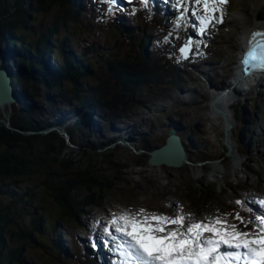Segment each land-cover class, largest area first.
I'll list each match as a JSON object with an SVG mask.
<instances>
[{"label":"rangeland","instance_id":"374dc122","mask_svg":"<svg viewBox=\"0 0 264 264\" xmlns=\"http://www.w3.org/2000/svg\"><path fill=\"white\" fill-rule=\"evenodd\" d=\"M52 2H55L56 6L46 17L48 21L54 19L63 10L58 5V0H52ZM99 4L100 0H97L96 6L87 5L77 16L79 22L72 25L77 42L74 49L78 53L81 48L99 51L97 57L90 54L89 58H92L94 62L93 69L96 75L101 76L104 87H107L109 86V75L102 67L103 59L100 56V51H110L116 45L111 24L116 21L118 16L119 18L123 16L120 11L109 14L108 6L104 9ZM168 4L172 13L169 14L164 28L153 29L154 40H157L158 35L163 39L168 36L167 48L174 50L185 42V31H188L195 36V40H202L206 42L207 46L200 49L199 53L201 54L191 60L192 66L185 70L186 75L179 80V83L168 87V91L163 95L157 87H153L151 90L148 88L138 89L137 94L131 100V106H120L106 111L102 108L98 109V113L104 112L103 116L98 114L95 116L101 119V129L106 139L122 140L124 136L120 134L129 131L128 128L131 125H136L137 131L140 133L136 134L139 139L134 142L135 145L126 146L120 143L96 141L90 128L85 129L84 127L82 131L76 127L78 129H73L75 135L73 141L68 139L70 144L65 143L60 161L53 163L51 167L63 175H93L97 180H102L103 176L109 175L113 185L110 194L118 211L144 207L149 211L173 215L175 214L173 205L182 207L184 211L188 210L187 195L190 187L215 186L220 191L227 188L229 196L225 195L226 200L222 198L214 203L211 215H223L238 211L245 217L254 216L256 215L255 211L251 214L243 213V210L240 211L241 206L235 205L234 201L240 198L241 200L251 198L248 200L249 202L251 200L258 202L257 198L260 195L264 197L263 193H253V188H251V186H264V90L257 89L252 94L246 92L242 96V100L236 102V107H231L229 111L233 118L229 119V121L232 120V127L229 129L228 135L226 134L227 117L222 112L215 111L212 101L217 85L221 84L223 78L231 73L232 62L239 51L237 46L239 47L242 43L243 28L239 26L237 18L246 16L247 9L251 15L258 11V17L264 18V9L261 8L264 1L229 0L223 6V22H213V26L208 28L203 35H200L198 31L199 22L190 15L191 23L182 22L181 26L177 28L176 19L182 9L175 6V0H171V2L167 0L164 7H167ZM233 5L238 10L229 11ZM185 6H187V0H185ZM147 7L152 9L153 5ZM125 9L124 15L127 20L133 21L130 25L140 24V27H143V23L138 24L135 19L136 11L133 14V7L126 5ZM163 10L161 11L164 12ZM154 40L152 41L153 47H155ZM234 45L236 47H233ZM2 47L5 50V43ZM57 58L58 54L57 57H54V61L59 63ZM18 60L21 62L19 57ZM12 62L11 60L10 63L13 65ZM195 66L198 67L195 68ZM28 71L31 70L28 69ZM23 81L27 80L23 79ZM19 84L18 87L21 88V82ZM95 85H99L97 79ZM36 86H40L41 97L35 101L43 109L39 112L33 110L31 112L33 118L46 125L56 123L58 116L64 113V115L62 114L63 120H68L74 111V106L59 97L56 91H51V94L57 97L56 100L47 104L44 85L40 82V85ZM23 88L26 86L23 85ZM181 88L185 92H182ZM182 93H185V98L182 97ZM247 95L248 98L243 99ZM183 99L186 101H182ZM17 108L19 105L13 101L0 108V115L2 113L13 114ZM84 111L86 112V109ZM19 115L22 116L23 113L21 112ZM170 122L180 123L183 129L177 132L190 150L189 161L181 168L156 167L151 164L149 158L151 150L166 142L172 127L169 125ZM112 123L121 129L112 128ZM49 128L43 132L33 133L32 139L38 140L46 137ZM142 137L145 138L142 139ZM226 138L230 145L226 144ZM52 141L55 143L64 141V136L54 137ZM245 145H247L249 153L245 149ZM29 152L35 154L37 150H29ZM41 153L38 152L39 155ZM206 158L211 160L203 161ZM231 165L237 166L236 171L229 170ZM40 178V174H36L32 178L23 179V181L24 184L32 185L34 181L39 182ZM38 195L43 197L44 194L39 193ZM43 201L47 208H52L55 211V206H51L53 202L50 199L43 197ZM111 214L103 213L99 209H87L81 214V217L87 221L90 229H93L107 222L111 218ZM229 219L232 218L229 217ZM236 223L239 224V221ZM61 224L68 229L69 234L66 239L70 244L69 249L72 254L74 256L83 255L79 238L85 239L89 235L87 236L83 229L73 221H62ZM240 227L243 226L240 225ZM252 227L249 225V230ZM51 238L53 240L54 235ZM50 246V250L54 254L56 247L53 244ZM45 250L42 246L27 247L24 252L25 259L35 264H74L64 255H61L62 262H60Z\"/></svg>","mask_w":264,"mask_h":264},{"label":"trees","instance_id":"16d2710c","mask_svg":"<svg viewBox=\"0 0 264 264\" xmlns=\"http://www.w3.org/2000/svg\"><path fill=\"white\" fill-rule=\"evenodd\" d=\"M58 1L63 10L48 21L46 17L56 6L52 0H0V48L7 37L12 39V35L20 46L21 54L17 57L23 67L37 72L39 79L38 83L26 75L27 81L24 82L14 62L9 64L13 69L10 71L13 86L18 87L21 79L22 87L17 89L19 108L13 114L9 113L8 117L6 113L0 115V264H35L25 259L24 252L27 247L36 246L44 247L60 262L61 255H64L74 264H96L98 260L94 254L83 252V255L74 256L68 240L63 239L65 245L59 244L57 239L66 238L69 234L61 223L73 221L83 228L86 222L81 214L87 209H99L108 214L118 212L110 194L113 185L109 175L97 180L93 175H63L51 167L60 161L65 149V137L59 143L52 141L54 137L66 136L59 131H63L61 125L52 127L46 137L32 139L33 133L44 131L31 114L33 110L39 112L43 109L35 101L41 97L40 91L34 92L38 87L36 85L40 82L44 85L47 104L55 101L51 91H56L69 103L78 99L80 103L77 106L85 107L91 113L94 109L89 108V102L106 110L128 107L138 89L157 87L163 95L168 87L177 85L186 75L185 70L192 66L191 60L207 46L202 40H194L191 57L188 60L180 58V47L170 50L165 39L159 35L154 40L153 29L164 28L168 17L162 11L148 9L143 2L134 1L131 6L138 10L136 20L138 24L143 23V27L139 24L126 29L125 19L121 24H111L115 44L119 46L115 45L116 48L110 51H100L102 67L109 75V86L104 87L101 76H97L93 69L92 58H89L90 54L97 57L99 51L90 48H81L80 53L68 51L70 43L77 46L72 25L79 22L80 6L73 4L72 0ZM236 10L238 8L234 5L229 9ZM189 33L185 31V41ZM150 39L154 40L155 47L151 45L147 51ZM3 54L0 52V57L8 62ZM57 54V65L49 67L43 62H48L49 57H57ZM4 64L0 62V69L5 68ZM96 79L99 81L97 86ZM21 112L22 116L19 115ZM69 131L73 130L69 128ZM69 133L75 136L73 132ZM29 150L37 152L32 154ZM187 151L190 153L188 148ZM38 152H42L41 155ZM36 174H40L39 182L24 184L23 179ZM251 188L253 193H264V186ZM189 189L188 210L185 212L197 217L211 215L214 203L222 198L226 200L225 195L229 196L227 188L222 191L215 186ZM39 193L53 202L51 206H55V211L47 208ZM241 208L240 211H245L247 206ZM52 244L56 247L54 254L50 250Z\"/></svg>","mask_w":264,"mask_h":264},{"label":"snow or ice","instance_id":"6c2138e0","mask_svg":"<svg viewBox=\"0 0 264 264\" xmlns=\"http://www.w3.org/2000/svg\"><path fill=\"white\" fill-rule=\"evenodd\" d=\"M100 2L108 5L109 14L124 11L120 0ZM133 2L125 0L128 5ZM228 2L187 0L185 6V0H175V6L182 9L176 27L179 28L182 22L191 23L190 15L199 22L198 31L203 35L213 22H223V6ZM143 4L147 7L148 0H143ZM135 11L133 8V14ZM164 39L167 41L169 37ZM193 45L194 40L189 37L179 48L180 58L188 59ZM248 45L242 56L243 71H264V31L251 33ZM254 203L259 207L255 210L247 207V211L258 214L248 217L238 211L197 217L175 205L173 215L144 207L122 209L111 214L103 227L106 236L101 239L105 246L115 245L116 264H264V199ZM234 204L245 207L246 201L238 199ZM249 225L253 226L251 230Z\"/></svg>","mask_w":264,"mask_h":264},{"label":"bare ground","instance_id":"6f19581e","mask_svg":"<svg viewBox=\"0 0 264 264\" xmlns=\"http://www.w3.org/2000/svg\"><path fill=\"white\" fill-rule=\"evenodd\" d=\"M155 1L154 0H151L150 2H151V4L153 3V6H155V8H158V10H160L163 7L162 3L160 2L162 0H155ZM72 2L74 4V1L73 0H72ZM261 8L264 9V4L261 6ZM169 14H170V12H167V15L168 16H169ZM237 21H238L239 26L241 28H243V32H242V36L243 37L246 36L247 34H251L256 29H264V18H259L258 17V11L255 14H252L251 15L250 14V11L247 9L246 10V16H244V17H238L237 18ZM115 22L117 24H121L122 19L119 18V16H118ZM126 24H127V22H125V25ZM127 27L128 26L126 25V28ZM2 45H1V51H2V53H4V50H3ZM233 47H236V45H234ZM240 47H241V43H240V46L239 47L237 46V49H239ZM236 60H237V55H236V58L233 60L232 65L236 62ZM0 62L4 63L3 58L0 59ZM197 67L198 66H195V68H197ZM24 69H22V71ZM24 72L25 73L30 72L31 74H33L35 76H38L37 72H34L32 70L31 71H28V69H27V71L24 70ZM226 77L223 78V82H221V84L217 85L215 92L218 91V88H221V87H223V86H225L227 84ZM18 79H19V77H18ZM211 84H214V82H211ZM259 86L260 85H252L247 94L254 93L255 90L259 89ZM181 90H182V92H185L183 88H181ZM34 92H36V91H34ZM227 95H228V98L231 99L230 98L231 96H229V94H227ZM52 96L54 97L53 94H52ZM182 97L185 98V93H182ZM56 98L57 97H54V99H56ZM213 98H215V97H213ZM247 98H248V95L245 96L243 99L246 100ZM17 101H18V99L16 98V101L15 102H17ZM182 101H186V100L183 99ZM78 103H80V101L78 99H72V100H70V104L72 106H74V111H72V113L70 114L69 119L61 122L60 125L69 126L72 130L73 129H78L76 127H79L80 129H82V131H83L84 127H85V129L86 128H88V129L90 128L91 131L94 133L92 135H93V137H95V140L96 141H101V142L103 141L104 143H110V142H112V143H116V144H119L120 143V144L126 145V146H133V145H135L134 142L138 141L139 136H136V134L139 135L140 132L137 131L138 128L136 127V125H131L128 128L129 131H126L123 134L122 133L120 134V135H123L124 136V138H122V140H119V139H117V140L116 139H111V140L106 139L104 137L103 132H102V129H101V127H102L101 126V119L99 117H96L95 116L96 114H98L100 116H103L104 115V112L103 113H98V109H101V108L104 109V108L103 107H101V108L100 107L93 108L92 102H89V108L90 109L93 108L94 109V113L85 112L84 110L87 109V108H85V107H83V108L82 107H78L77 106ZM228 104H229L227 106L228 110H230L231 107H233V106L236 107V102H231V103H228ZM218 105H219V107H222V104L220 103V99L218 101ZM104 111H106V109ZM76 112H79V113H76ZM62 114L64 115V113H62ZM232 118H233V115L230 112H228V114H227V121H229V119H232ZM231 121H229L230 124L232 123ZM49 125L51 127H56L57 126L55 123L46 124V126H49ZM169 125H172L171 130L172 129H175L176 131H178V130L181 131L183 129L182 126L180 125V123H177V122H174V123L173 122H170ZM112 128H116V129H119V130L121 129L118 126L117 127H114L113 126ZM183 131L186 132L187 130H183ZM144 138L145 137H142V139H144ZM240 140H242V139H240ZM185 146H186V144H185ZM156 147H158V146H156ZM245 147H246V149H248L247 145H245ZM186 150H187V146H186ZM187 153H188V151H187ZM236 169H237V166L231 165L229 170L236 171ZM250 199H247V200L245 199L247 201V203H248V204L246 203V206L247 207H251L254 210L257 209V204H255L252 200L249 202L248 200H250ZM245 212H248L247 209L245 211H243V213H245ZM103 226H106V222H104L103 224H100L97 227H103ZM97 227H94L93 229L91 228L92 234H90L85 239H82L80 237L79 238V241L82 244L83 252H88L89 254H94L95 257H97L98 260L103 264V263H105L107 261L106 258H109L108 256L112 254L111 253L113 251L112 249H114L115 247L112 246V243H109L107 246H105L103 240L101 239V237L103 235L100 232H96V230H95V229H97ZM64 240L66 241L67 239L64 237ZM93 242H95V246H93ZM90 245L93 246V247H91ZM101 251H103V253L105 255L104 254H101ZM105 256H106V258H105Z\"/></svg>","mask_w":264,"mask_h":264},{"label":"water","instance_id":"95a60500","mask_svg":"<svg viewBox=\"0 0 264 264\" xmlns=\"http://www.w3.org/2000/svg\"><path fill=\"white\" fill-rule=\"evenodd\" d=\"M189 37H191L193 40L195 38L192 33L189 34L188 38ZM192 50L190 51L188 59L191 56ZM16 90L17 88L13 86L11 82V73L6 69H0V108H3L4 106L9 105L11 102L16 101ZM219 99L220 97L213 98L212 106L217 112H223L222 108L218 105ZM7 125L10 126L9 123H7ZM230 127L232 126L229 125L227 128L228 133L230 132ZM65 143H69L68 140H66ZM188 161L189 159L185 143L183 142L180 134H178L175 129L169 131V136L167 137L165 144L154 148L150 152V162L156 167L170 166L181 168Z\"/></svg>","mask_w":264,"mask_h":264}]
</instances>
